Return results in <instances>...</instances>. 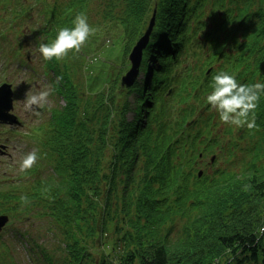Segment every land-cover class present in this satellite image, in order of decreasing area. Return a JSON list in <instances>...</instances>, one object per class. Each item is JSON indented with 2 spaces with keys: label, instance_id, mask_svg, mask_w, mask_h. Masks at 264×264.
<instances>
[{
  "label": "trees",
  "instance_id": "16d2710c",
  "mask_svg": "<svg viewBox=\"0 0 264 264\" xmlns=\"http://www.w3.org/2000/svg\"><path fill=\"white\" fill-rule=\"evenodd\" d=\"M83 1L69 0L65 10L74 14L62 20H55L53 8L44 10L41 24L59 27L32 39L43 36L51 43L60 28L73 27ZM255 1L106 0L99 14L105 22L93 39L98 45L119 40L117 50L94 68H81L84 55L93 51L89 45L69 53L78 82L66 74L67 84L54 82L65 104L53 107L50 120L35 127L38 132L46 126L35 149L36 165L0 177V212L40 218L39 236L61 230L56 244L41 246L47 264H210L192 262L197 253L190 245L212 229L231 253L227 264H264V234L257 231L264 226V95L254 129L222 123L206 100L221 71L239 83H264V64L249 47L264 35V10L251 8ZM154 6L143 74L124 88L120 55L142 33ZM200 152L227 162L248 155L240 172L248 181L213 211L204 197L220 185L208 188V181L222 176L224 187L231 188L237 175L221 170L196 178ZM21 195L30 203L22 206ZM237 207L241 226L229 228L214 218L220 208L233 214ZM177 216L192 218L191 224L169 238L159 227L171 226ZM106 235L114 236L105 240Z\"/></svg>",
  "mask_w": 264,
  "mask_h": 264
},
{
  "label": "rangeland",
  "instance_id": "374dc122",
  "mask_svg": "<svg viewBox=\"0 0 264 264\" xmlns=\"http://www.w3.org/2000/svg\"><path fill=\"white\" fill-rule=\"evenodd\" d=\"M26 1V0H21ZM47 4L51 0H45ZM4 6H6L4 4ZM31 6L33 7L32 10H29L26 14L29 20L21 23L18 27V30L22 36V39L25 41H29L28 43L24 42L23 46L25 47L22 49L20 47V54L26 57L27 54H30V63H32V67H37L38 71L41 70V63L44 62L43 57L41 56L38 47L35 45V40H31V38H35L38 35L43 34V26L39 24V13L42 10V7L39 6L38 0L32 1ZM39 8V9H38ZM93 12L90 13V17H93ZM31 23V24H29ZM3 24V23H2ZM32 30V34L34 37L30 35V30ZM38 29L35 33L34 30ZM13 40V33H8L6 40L0 45V53L3 54L5 58V63H10L11 61L14 64V68L16 64L14 62V54L10 51L11 43ZM42 38H37L36 41H42ZM23 52V53H22ZM28 68V67H27ZM12 69H7L3 73V78L11 82L13 78V74L11 73ZM54 71V70H53ZM18 73L24 77L22 71H18ZM143 72L140 71L139 78L142 76ZM51 73H42L40 72L39 75L35 76L32 73V91L28 90V86L25 85L23 89L20 87H16V92H14V109L18 113V115L26 122L32 123V127L40 124L41 122L48 121L50 117V110L52 106L59 105V102L63 103L62 100L59 99L60 94L57 92H53L48 97L47 103L43 108L36 109L35 111L26 110L25 109V97L26 93L29 94H36L48 87H51L53 90V85L50 79ZM31 76V75H30ZM20 82V81H18ZM59 83V81H57ZM21 83V82H20ZM133 95L130 96V100L133 101ZM31 117V118H30ZM27 127H24L15 133H8L10 137V144L15 145V149L9 148V156H0V177L2 179L10 178L16 175L20 171V162L24 155L28 152L35 150L36 145L34 144V140L28 138L25 135V131ZM11 146V145H10ZM9 146V147H10ZM209 159V156L207 160ZM203 163V162H202ZM202 163H198L200 167H203ZM241 166V162H235L230 165L227 161H221L220 159L215 161L214 164L211 165L209 168H205V172L212 173L218 175L221 170L227 171H240L238 167ZM237 177L232 181L231 188L224 187V184H221L215 189H212L210 193V197L206 198L208 202L209 209L213 211L214 208L218 207L220 204H223L237 194L240 190L239 188L243 187L246 181H248V177L243 175L236 174ZM28 179H32V174L29 175ZM237 190V191H236ZM239 211V208H237ZM10 214V213H9ZM224 215L221 208L218 214V217L215 216L214 218H221ZM198 218V217H195ZM192 218H187L185 216H177L175 218L174 223L171 226L165 227L160 226L159 228L162 232L167 231L169 238H175L180 231L183 230L184 224L188 226L191 224ZM224 223L229 226V228H233L236 226H241L242 222L237 219V216L231 215V219H225ZM42 224L37 217H32L29 215L17 218L10 214V220L3 228L2 237L0 242V264L4 263L5 261L12 262L14 261L15 264H47L43 260V254L41 251V246H53L56 244L58 237L60 236V229H56L55 233H48L46 236H39L36 232V228ZM254 230L256 231L257 226L254 223ZM46 228V227H44ZM169 228V230H167ZM219 232L218 229H212V231L208 230L202 235L203 241L198 242L196 239L191 242V247H193L197 253V257L192 255L190 260L192 262H197L198 260L202 262H207L210 264H227L228 261H232L230 257L231 253L226 251L217 243V233ZM108 235L104 236V239L107 240ZM184 237V236H183ZM37 244L39 246H37ZM64 245L63 242H61ZM97 247H102L101 244H98ZM95 251V250H92ZM116 251V255H120L122 251L114 248ZM93 259H96L98 256L92 253Z\"/></svg>",
  "mask_w": 264,
  "mask_h": 264
},
{
  "label": "clouds",
  "instance_id": "9594fccd",
  "mask_svg": "<svg viewBox=\"0 0 264 264\" xmlns=\"http://www.w3.org/2000/svg\"><path fill=\"white\" fill-rule=\"evenodd\" d=\"M87 16L78 14L73 20V27L60 28L55 39L50 43H41L39 52L45 61L53 59L64 60L69 53H79L95 34V29L87 22ZM61 77H57L59 81ZM213 90L207 95V103L219 114V119L224 124L234 125L237 128L247 127L254 129L256 125L255 110L261 95H264V83L254 84L239 83L235 75L221 71L213 77ZM48 87L36 94L26 93L25 109L35 111L43 108L52 93ZM39 156L35 150L23 156L20 162V171L27 172L32 169ZM247 187V186H245ZM21 205L30 203L27 195H21ZM258 233L264 234V226L257 229Z\"/></svg>",
  "mask_w": 264,
  "mask_h": 264
},
{
  "label": "water",
  "instance_id": "95a60500",
  "mask_svg": "<svg viewBox=\"0 0 264 264\" xmlns=\"http://www.w3.org/2000/svg\"><path fill=\"white\" fill-rule=\"evenodd\" d=\"M153 20H154V13L150 19V22L145 32L136 41L129 54V60L131 62V66L122 77V83L128 86L131 85L134 79L136 78L138 67L141 60L142 50L146 46L149 40V35L153 25ZM10 96H11L10 89H8L6 85L0 86V121L13 122L14 120H16L15 117L8 112L9 108L11 107ZM6 220H7L6 215H0V228L5 223Z\"/></svg>",
  "mask_w": 264,
  "mask_h": 264
},
{
  "label": "bare ground",
  "instance_id": "6f19581e",
  "mask_svg": "<svg viewBox=\"0 0 264 264\" xmlns=\"http://www.w3.org/2000/svg\"><path fill=\"white\" fill-rule=\"evenodd\" d=\"M55 107H59L60 108L61 107V102H59V105H56Z\"/></svg>",
  "mask_w": 264,
  "mask_h": 264
}]
</instances>
